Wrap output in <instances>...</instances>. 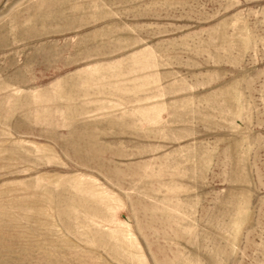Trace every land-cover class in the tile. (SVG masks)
<instances>
[{
    "label": "rangeland",
    "instance_id": "obj_1",
    "mask_svg": "<svg viewBox=\"0 0 264 264\" xmlns=\"http://www.w3.org/2000/svg\"><path fill=\"white\" fill-rule=\"evenodd\" d=\"M0 264H264V0H0Z\"/></svg>",
    "mask_w": 264,
    "mask_h": 264
}]
</instances>
